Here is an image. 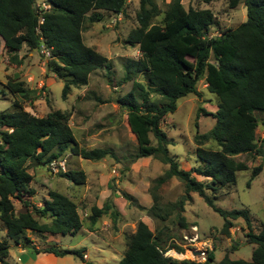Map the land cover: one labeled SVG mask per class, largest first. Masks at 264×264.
I'll list each match as a JSON object with an SVG mask.
<instances>
[{
  "label": "trees",
  "instance_id": "trees-1",
  "mask_svg": "<svg viewBox=\"0 0 264 264\" xmlns=\"http://www.w3.org/2000/svg\"><path fill=\"white\" fill-rule=\"evenodd\" d=\"M45 1L51 7L44 10L36 7V0H0V38L15 65L22 64L19 53L25 45L30 49L42 46L49 49V65H54V72L63 79V97L66 99L74 87L89 83L92 72L109 65L105 55L85 44V22H99L105 12H124L128 0ZM204 1L210 3L213 0ZM239 2L230 0L232 7ZM244 3L246 21L223 30L220 35L209 36L210 28L216 22L211 9L186 8L182 0H171L162 22L155 23L153 19L161 12L156 1L140 0L138 26L130 31L127 42L139 47L141 57L127 59L125 68L127 78L134 79L141 73L147 83L134 79L132 90L117 99V103L128 110V122L137 137V150L131 162L153 157L168 165L164 175L156 179L157 186L150 190L153 205L148 209L149 216L166 222L174 212L180 227L187 228L190 223L183 213L187 202L192 200L191 193L197 192L223 216L224 233L230 234L235 220H245L248 227L246 240L254 245L251 260L232 259L226 253L219 264H264V225L255 232L249 210H226L215 204L219 190L235 185L237 173L249 169L236 156L256 150L257 113L264 114V0H244ZM201 80L218 96V104L215 112L200 108L197 117L203 112L212 115L216 123L206 133L197 131L195 154L199 164L185 170L177 155L169 150L171 141L162 128V121L167 114L177 110L180 98L199 94ZM24 85L25 81L12 78L6 86L13 95L29 98L35 91ZM152 94L160 95L163 105L152 103ZM15 106L13 111L0 112V231H6V238L0 235V264H10L8 239L17 245L33 247L38 254L72 255L87 262L86 248L49 246L40 249L30 245L33 241L26 235L27 230L46 235H76L84 222L77 203L58 190L50 189L42 206L30 202L36 191L31 186L34 177L28 162L46 166L68 153L89 160L115 157V154L108 148L81 147L69 122L71 113L67 110L52 109L46 115L38 116L18 102ZM196 128H199L198 121ZM151 134L156 144H153ZM208 140L217 141L220 149L204 147ZM261 170V165L255 167L251 180ZM60 176L78 185L87 181V174L82 169H69ZM173 177L184 182L185 194L176 202L162 205L158 188ZM124 196L133 200L127 192ZM14 199L25 206L20 213L16 212ZM110 209L108 202L102 207H92L91 230ZM119 214V211H112V220L115 221ZM39 218L49 221L40 222ZM165 229L154 231L145 221L139 220L118 264H212L215 260V247L208 251L205 261L179 260L165 255L170 249L180 253L185 251L183 247L169 243L172 235Z\"/></svg>",
  "mask_w": 264,
  "mask_h": 264
},
{
  "label": "rangeland",
  "instance_id": "rangeland-1",
  "mask_svg": "<svg viewBox=\"0 0 264 264\" xmlns=\"http://www.w3.org/2000/svg\"><path fill=\"white\" fill-rule=\"evenodd\" d=\"M155 1L161 12L153 22L161 23L171 0ZM182 3L186 8H208L214 12L216 22L210 28L209 36L220 35L223 30L235 28L247 19L244 0H240L236 7L231 6L230 0H213L210 3L204 0H182ZM36 7L45 10L51 6L45 0H36ZM139 9L140 0H128L124 12L120 14L105 12L103 20L99 22H85L83 32L85 44L105 55L109 59L110 67L107 65L96 69L91 73L89 83L82 87H74L66 99L63 97L64 81L54 72L55 66L49 65L50 56L43 51L44 46L30 49L25 45L19 53L22 64L15 65L5 49L2 50L0 39V112L13 111L16 102L38 116H44L52 109L67 110L71 113L69 122L81 147L108 148L115 154V157L89 160L68 153L63 157L65 168L54 169L55 167L49 164L46 165L48 170L40 166L41 164L29 161V171L34 177L31 186L36 191L35 195L30 197V202L42 206L48 191L58 190L77 203L84 225L76 235H53L52 240H48L49 234H39L31 230H27L26 235L31 240L37 237L40 249L49 246L86 248L84 253L87 262L73 257L71 258L75 259L73 264H118L122 258L120 252H125L128 237L135 232L138 221L146 219L150 221V227L154 231L166 228L165 231L172 235L169 243L184 248L183 253L173 249L177 254L171 256L176 259L205 261L208 251L215 247L216 257L212 264H219L226 253L232 259L251 260L254 245L246 240L248 227L245 220L243 218L235 220V226L230 229V234L224 233L223 216L208 205L197 192L191 193L192 200L187 202L186 211L183 213L190 223L189 227L181 228L174 212L166 222L149 216L148 209L153 205L150 190L157 186L156 179L164 175L168 165L153 157L131 162L137 150V137L130 128L128 110L117 103L118 98L132 90L134 79L147 83L141 73L136 74L134 79L127 78L125 68L127 59L141 57L139 47L127 42L130 31L138 26ZM12 78L25 81L24 86L33 89L35 93L29 98L19 94L13 95L6 86ZM198 91L199 94H189L180 98L177 110L167 114L162 121V128L171 141L169 150L177 155L181 168L185 170L199 164L195 154L198 146L195 141L197 131L206 133L216 123L212 115H205L202 112L197 117V114L200 108L215 112L218 96L210 92L204 80L199 81ZM151 102L160 106L164 101L160 95L152 94ZM257 116L259 126L256 150L250 154L236 156V159L244 161L249 169L239 171L236 184L221 188L215 199V204L226 210H249L255 232H259L264 225V114L257 113ZM196 121L199 123L198 129ZM151 137L153 144H156L152 134ZM203 146L220 149L215 140H208ZM259 165L262 170L251 180L253 169ZM69 169L84 170L87 174L86 183L78 185L60 176L61 172ZM197 177L204 179L199 175ZM125 192L129 193L133 200L126 199ZM157 193L162 205L173 203L185 194V184L177 177H173L163 183ZM105 202H108L111 209L99 219L100 227L96 224L97 228L95 226L91 230L89 216L92 207L94 205L102 207ZM14 204L17 213L25 209L24 204L18 199H14ZM120 207L125 210L124 215L119 211ZM112 211L120 213L115 221L110 215ZM39 221L47 222L49 219L39 218ZM0 235L6 238V231L2 229ZM8 243L10 248L11 245L18 246L11 239H8ZM194 250L204 251L205 256L193 255ZM16 256L13 257L18 258V255ZM13 257L9 256L12 264L15 263Z\"/></svg>",
  "mask_w": 264,
  "mask_h": 264
},
{
  "label": "crops",
  "instance_id": "crops-1",
  "mask_svg": "<svg viewBox=\"0 0 264 264\" xmlns=\"http://www.w3.org/2000/svg\"><path fill=\"white\" fill-rule=\"evenodd\" d=\"M1 42H2V50L4 51V42L2 39H1ZM46 198H48V196ZM119 211L121 212V214L123 215L125 214V210L123 208L120 207ZM143 221H145L150 226V221H147L146 219H143ZM97 226L100 227V221L97 223ZM53 238H54L53 235H50V238H48V240H52ZM32 240L33 242L30 245L31 246L35 245L37 248H40L39 239L36 237L35 239L32 238ZM11 248H10V257L18 255V258H16L17 256L15 258L13 257L15 261L14 264H69V263L73 264L74 262L73 260H75V259H71L73 257L75 258V256H72V255L57 256L54 253H39L38 254L34 252L33 247H25L22 245H18V246L11 245ZM120 254L121 256H123L124 252L121 251ZM10 264L12 263L10 262Z\"/></svg>",
  "mask_w": 264,
  "mask_h": 264
},
{
  "label": "built area",
  "instance_id": "built-area-1",
  "mask_svg": "<svg viewBox=\"0 0 264 264\" xmlns=\"http://www.w3.org/2000/svg\"><path fill=\"white\" fill-rule=\"evenodd\" d=\"M46 54H48V56H51V51L49 50V49H47V48H45L44 50H43ZM51 165L53 166V167H55L54 169H59L60 167L61 168H65V164H64V160H63V158L62 159H60V160H55V161H53L52 163H51ZM210 248V247H209ZM212 248V247H211ZM207 249V248H206ZM172 250V249H171ZM170 250V251H171ZM170 251H167V252H165V255H167V256H171V254H170ZM175 251V250H174ZM196 250H194L193 251V255H197L196 253ZM200 255H203V256H205V252L204 251H201V254Z\"/></svg>",
  "mask_w": 264,
  "mask_h": 264
},
{
  "label": "water",
  "instance_id": "water-1",
  "mask_svg": "<svg viewBox=\"0 0 264 264\" xmlns=\"http://www.w3.org/2000/svg\"><path fill=\"white\" fill-rule=\"evenodd\" d=\"M40 166L44 167L45 170H48V167L47 166H44L43 164H41ZM195 253L198 254V255H200L201 254V251H196Z\"/></svg>",
  "mask_w": 264,
  "mask_h": 264
},
{
  "label": "bare ground",
  "instance_id": "bare-ground-1",
  "mask_svg": "<svg viewBox=\"0 0 264 264\" xmlns=\"http://www.w3.org/2000/svg\"><path fill=\"white\" fill-rule=\"evenodd\" d=\"M171 251H173V252H175V253H171ZM170 251V254H177V252L176 251H174L173 249Z\"/></svg>",
  "mask_w": 264,
  "mask_h": 264
}]
</instances>
